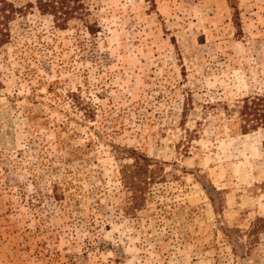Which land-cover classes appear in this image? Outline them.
I'll use <instances>...</instances> for the list:
<instances>
[{
    "label": "rangeland",
    "instance_id": "374dc122",
    "mask_svg": "<svg viewBox=\"0 0 264 264\" xmlns=\"http://www.w3.org/2000/svg\"><path fill=\"white\" fill-rule=\"evenodd\" d=\"M7 1L0 264H264V0H82L96 34Z\"/></svg>",
    "mask_w": 264,
    "mask_h": 264
},
{
    "label": "trees",
    "instance_id": "16d2710c",
    "mask_svg": "<svg viewBox=\"0 0 264 264\" xmlns=\"http://www.w3.org/2000/svg\"><path fill=\"white\" fill-rule=\"evenodd\" d=\"M32 3L27 5L16 7L14 4L7 0H0V46L5 45L9 38L11 31H9L10 22L16 17V15L24 13L26 9L32 8ZM36 8L43 15H50L53 18L56 27L62 30H66L69 23L75 19H81L85 24L86 8L82 0H36ZM237 13V9L235 8ZM235 25L239 28L241 25L235 17ZM96 25L85 26L90 34H96ZM242 116V130L247 132L249 129H258V126L264 125V99L261 97H246L242 101L240 107ZM129 153L135 157L132 169L124 171V182L127 183L134 191V199L136 200V207H139L143 201L145 185L155 175V170L150 167L157 165L154 160L146 155L139 154L135 150H129ZM264 228V220L259 218L256 223H253L248 232L249 243L253 244V241L258 239V233Z\"/></svg>",
    "mask_w": 264,
    "mask_h": 264
}]
</instances>
